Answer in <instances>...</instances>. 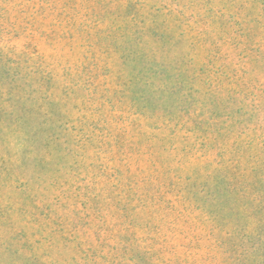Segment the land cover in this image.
I'll list each match as a JSON object with an SVG mask.
<instances>
[{"label":"rangeland","instance_id":"rangeland-1","mask_svg":"<svg viewBox=\"0 0 264 264\" xmlns=\"http://www.w3.org/2000/svg\"><path fill=\"white\" fill-rule=\"evenodd\" d=\"M0 264H264V0H0Z\"/></svg>","mask_w":264,"mask_h":264}]
</instances>
